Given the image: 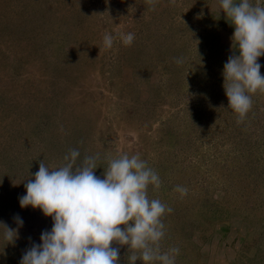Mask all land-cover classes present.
<instances>
[{
  "label": "rangeland",
  "instance_id": "374dc122",
  "mask_svg": "<svg viewBox=\"0 0 264 264\" xmlns=\"http://www.w3.org/2000/svg\"><path fill=\"white\" fill-rule=\"evenodd\" d=\"M231 23L219 0H0V222L24 221L14 243L0 234V264L51 230L18 198L72 148L101 155L97 176L107 154L157 171L148 194L173 209L161 244L180 249L176 264H264V92L243 118L229 108ZM106 32L135 39L107 49Z\"/></svg>",
  "mask_w": 264,
  "mask_h": 264
},
{
  "label": "clouds",
  "instance_id": "9594fccd",
  "mask_svg": "<svg viewBox=\"0 0 264 264\" xmlns=\"http://www.w3.org/2000/svg\"><path fill=\"white\" fill-rule=\"evenodd\" d=\"M219 5L232 22L231 39L238 48L224 64L223 88L229 108L243 118L252 109V94L264 92L258 63L264 56V4L260 0H219ZM117 39L130 46L135 34L106 32L103 46L111 49ZM174 61L183 64L184 58ZM80 157V151L72 148L58 167L47 166L43 160L24 182L26 194L18 198L21 208L39 209L53 225L41 233V243L30 238L20 264H119L122 246L128 248L127 264H176L180 249L164 250L161 244L166 237L163 218L173 209L148 194L150 186H161L157 171L139 154H107L103 157L107 167L97 176L101 155ZM174 190L182 196L188 192L180 185ZM13 221L16 228L0 222V234L8 244L18 239L24 224L18 214Z\"/></svg>",
  "mask_w": 264,
  "mask_h": 264
}]
</instances>
